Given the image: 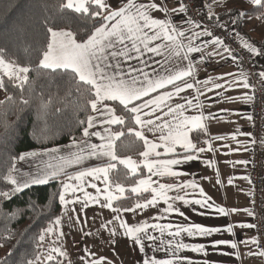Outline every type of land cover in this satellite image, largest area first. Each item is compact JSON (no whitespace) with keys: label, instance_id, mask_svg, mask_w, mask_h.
Returning a JSON list of instances; mask_svg holds the SVG:
<instances>
[{"label":"snow or ice","instance_id":"obj_1","mask_svg":"<svg viewBox=\"0 0 264 264\" xmlns=\"http://www.w3.org/2000/svg\"><path fill=\"white\" fill-rule=\"evenodd\" d=\"M169 2L173 7L167 6ZM229 2L231 0H224V6ZM239 3L251 7L235 15L229 10L225 13L228 16L225 21L212 10L213 5L220 6V0H212V3L200 0L199 5L196 0H185L184 3L180 0H31L28 23L17 28L20 41H23L24 33L31 30L29 42L13 44L12 48L7 43H0V88L7 90L10 85L13 89L4 100H0V109H3L0 115L5 117L2 121L5 131L0 133V154L10 153L5 137L15 133L16 122L9 124L7 113L15 111L19 120V112L34 100L39 101L37 112L45 120L46 128V118L53 103L62 102L65 107L70 103L76 115L75 126L82 129V135L79 138L73 136L71 143L64 148L29 151L19 156L21 162L47 156L54 163L47 162L43 166L33 163L29 165L32 171L22 172L16 166L17 158L10 156L11 167L6 173L0 171V182L7 181L10 185L0 187V201L4 202H9L32 185L57 183L53 203L47 212L48 217H54L52 222L57 228L44 227L31 235L29 241L35 245L33 258L29 259L30 254L25 252L17 264H41L46 237L55 234L59 239L64 235L58 228L61 217L55 215L56 207L65 209L67 215L69 205L73 206L71 211L75 213V205H81L79 211L82 212L90 203L115 213L113 220L119 221V228L112 230L109 237L112 243L122 229L123 236L139 252L165 253V258L153 255L143 259V264H193L180 253L185 250L205 253L207 248L220 245L236 249V242L210 239L215 234H232L233 224L161 223L164 217L173 213L187 219L182 211L185 206L193 212L197 211L195 206L213 210L225 218L228 213L224 207L211 203V197L194 180L183 183H161L160 180L179 177L182 175L180 169L212 149L210 139L202 141L207 148L200 146L201 136L207 134L205 122L216 114H205L202 110L199 97L203 93L197 87L206 86L212 78L201 81L196 77L206 55L244 63L216 34L218 29L238 25L240 18L248 12L258 13L259 18L264 19V11H261L264 0H239ZM195 7L205 13V18L191 15ZM35 9H39V14ZM156 13L163 15L157 17ZM232 34L233 38L241 36L235 28H232ZM240 44L252 57H264V42L257 46L255 42L241 39ZM210 45L214 46L213 51L205 54L204 50ZM20 54L24 55L23 63ZM225 75L233 77L225 81L229 87L249 89L253 75L264 81V70L256 73L241 68L238 74ZM53 87L55 94L50 92ZM213 87L221 88L222 85L214 84ZM187 90H194L197 95L189 98L185 95ZM46 91L49 92L48 99L44 98ZM61 91L64 96H59ZM229 99L249 103L254 96L244 92ZM190 110L193 114H189ZM79 113H83L84 118L81 119ZM238 133L252 135L239 130ZM43 138L49 137L45 135ZM141 146L143 150L138 151L137 159L119 154ZM118 165L126 171L121 174ZM144 170L147 175H143ZM114 173L116 178L112 175ZM137 176L140 178L136 179ZM128 180L134 181L130 187V192L135 194L130 197L135 201L132 206H127V201L122 199ZM87 188L95 189V194ZM188 189L198 190L199 196L188 198ZM171 192L176 194L169 195ZM161 201L166 205L163 208H160ZM114 202H118L116 206ZM35 207L34 203L25 206L24 212ZM154 208L158 215L154 216L153 223L147 220L129 223L121 218L123 213L135 215ZM244 211L250 217L254 215L249 209ZM13 215L12 210L0 205L3 232L11 234L7 225ZM22 216L23 213L20 218ZM68 219L71 221L72 216L68 215ZM236 223L241 228L258 227L245 222ZM30 230L31 225L23 229L21 235H27ZM182 235L205 238L207 243H186ZM241 242L259 246L256 237ZM52 253L65 255L60 247H52L43 256L44 264L56 260ZM85 253H88L87 249ZM260 254L264 255V252ZM80 259L88 264L85 256ZM0 264H6V261H0Z\"/></svg>","mask_w":264,"mask_h":264},{"label":"crops","instance_id":"obj_2","mask_svg":"<svg viewBox=\"0 0 264 264\" xmlns=\"http://www.w3.org/2000/svg\"><path fill=\"white\" fill-rule=\"evenodd\" d=\"M208 3L212 2L209 1ZM167 6L169 8L173 7L170 2ZM238 7V1L231 0L226 6H224V3H220V6L213 5L212 10L219 13L223 10L230 8L237 9ZM156 15L157 17H161L163 14L156 13ZM261 26L260 23L259 27ZM244 29L249 36H254L253 38L258 40L264 38V36L258 38L259 34H255L257 33L255 32L256 29L255 31ZM213 49L214 46L210 45L204 52L207 54L212 52ZM219 51H222V49ZM196 59L199 60L198 55ZM239 72L236 62H233L230 58L221 59L215 55H206L205 61L200 63L196 79L203 81L209 77L212 78V81L206 86L203 84L197 85L200 88V92L203 93L199 97L203 105L202 110L205 114L209 112L216 114L214 118L205 122L207 125V134H202L200 146L207 148V145L203 144L202 141L203 139H210L212 149L201 153L198 160L191 161L180 169L182 175L179 177L168 178L172 180L171 182L160 180L161 183H183L184 181L194 180L200 185L206 195L211 197V203L217 207H224L228 213L225 218L213 210H202L199 206H195L197 211L193 212L190 207L185 206L182 207V211L186 213L187 219L173 213L164 217L160 221L161 223H200L211 226L233 224L232 234H215L210 239H225L236 242V249H232L229 245H220L214 249L207 248L205 253H193L187 250L180 253L188 257L193 264H203L205 260L208 261V264H261V256L256 250L255 244H244L241 242L254 237L252 229L241 228L236 223L245 222L250 224L249 216L244 211V209H249L248 198L250 195L246 164L250 155L251 146L255 142V137L252 133V122L248 118L249 115L247 112L250 102L242 103L229 99V97L242 95L244 92L249 93L248 89L229 87L225 83L226 80L233 78L226 76V73L238 74ZM214 84H220L222 87L215 88L213 87ZM185 95L192 98L197 94L194 90H187ZM189 114H193L191 110ZM238 130L239 132L251 133L252 135H241L238 133ZM216 137L221 138L216 139ZM149 138H151V134H149ZM93 141L96 142L95 138H93ZM70 143L71 141L46 149L64 148V146ZM43 150L35 151L42 152ZM47 162L54 163L50 157L44 156L36 160L27 158L24 162L18 160L16 166L22 172H29L33 170L30 168V164L37 163L43 166ZM153 179H156V177H153ZM100 186L102 187V185ZM86 190L95 194V189L87 188ZM187 191L189 193L188 198L199 196L198 190L194 192L192 189H188ZM175 194V192L169 193V195ZM165 206L163 201H161L160 208ZM72 207V205L68 206L67 215L65 214V209L61 208L58 215L61 217V224L58 228L64 235L57 239V235L53 234L46 237L44 243L45 245L50 244L51 247H60L65 252L64 256L54 253L64 260L62 262L63 264H84V261L80 259L81 256L86 257L88 264H92L93 261L97 262V264H104L101 262V258L105 259V253H107L109 260L114 261L112 264H143V259L153 255L158 258H165L163 251L159 253H153L151 250L145 253L139 252L138 248H134L131 241L123 236L122 229L119 230V234L114 238L115 242L112 243L109 237L113 229L119 228V221L113 220L115 213L111 209L102 208L99 204L90 203L89 207L82 212L79 211L81 205H75L76 212L74 213L71 211ZM232 209H237L238 211L232 212ZM202 211L205 214H199ZM68 215L72 216L71 221H69ZM77 215L79 216L78 221ZM156 215H158V210L154 208L151 211L145 210L135 215L132 213H123L121 214V218L129 223L144 220L153 223L155 222L154 216ZM109 221H112V223H109ZM50 227L57 228L54 223ZM155 234L158 235L159 233ZM181 238L186 243H207L205 238L200 237L188 238L186 235H182ZM106 248H108V251ZM85 249L88 250L87 254L85 253Z\"/></svg>","mask_w":264,"mask_h":264},{"label":"trees","instance_id":"obj_3","mask_svg":"<svg viewBox=\"0 0 264 264\" xmlns=\"http://www.w3.org/2000/svg\"><path fill=\"white\" fill-rule=\"evenodd\" d=\"M30 2L31 0H0V43H7L9 48H12L13 44L22 45L29 42L31 30L25 32L23 41H20L18 39L20 33L17 32V28L25 26L28 23L27 18L29 15ZM229 10H232L233 15L240 11L236 8L220 11L218 13L220 18L228 17L225 13ZM261 11H264V9ZM35 12L39 14V9H35ZM250 19L255 20L252 26L254 29L264 21V19L259 18L258 13L248 12L245 17L240 18L239 24L234 25V28L241 34L239 39H247L250 42H255L257 46H259L262 41L251 38L243 27L244 22ZM82 26L86 27V25ZM19 59L20 62L23 63L24 55L20 54ZM254 60L258 71L264 70V57H254ZM5 80L7 81L6 77ZM12 91L13 89L10 85L7 90L2 89V97L0 100H4L9 92ZM37 92H39V88L37 89ZM50 92L55 94L56 89L53 87L50 89ZM48 95L49 92L46 91L44 98L48 99ZM59 96H64V92L61 91ZM68 99L70 101L71 98ZM38 104L39 101L34 100L30 106L19 112V120L15 111L7 113V122L9 124L16 122L15 133L10 137H5V140L10 146V153L7 155L0 154V171L6 173L7 169L11 167L13 161L10 159V156H15L17 158L15 163H17L19 156L22 153L50 148L72 141L73 136L79 138L82 135V129H77L75 126L76 115H74V109L70 103L68 107H65V104L62 102L53 103L46 118L47 128L45 127V120L41 119L37 112ZM57 108L60 109L59 112L56 111ZM2 112L3 109H0V113ZM77 115H79L81 119L84 118L83 113ZM4 119L5 117L0 115V133L5 131L2 126V121ZM45 135H48L49 138L44 139L43 137ZM140 150H143L142 146L131 151H121L119 154L121 156L132 155L134 159H137V153ZM118 170H122L121 174L123 171H126V169H123L122 165H118ZM112 175L114 178L117 176L116 173ZM143 175H147L145 170ZM139 178L140 176L136 177V179ZM163 180L167 182L172 181L168 178H164L162 181ZM133 183L134 181L128 180L124 185L126 193L122 199L127 201V206H132L135 202L133 199H130V197L135 195L130 192V187ZM5 185H8L7 181L0 182V187H4ZM56 189V182H51L47 185H32L30 188L13 196L9 202L0 201V205H2L3 209H10L15 213V215L10 217L11 222L7 225V227L11 229V234L3 232V225L0 224V261H6V264H17L21 255L25 252L30 254L28 256L29 259L33 258V249L35 248V245L29 241V237L38 233L41 228L53 225L52 221L54 220V217H48L47 212L49 206L53 203V194ZM145 195L150 196V194ZM32 203H34L36 207L24 212L25 206H30ZM117 203L118 202H114V206H116ZM60 209V207L55 208V215H59ZM21 213H23L22 218H20ZM29 225H31V230L27 235L22 236L21 231ZM52 254L56 256V260L51 262V264H59L64 261L59 255Z\"/></svg>","mask_w":264,"mask_h":264},{"label":"built area","instance_id":"obj_4","mask_svg":"<svg viewBox=\"0 0 264 264\" xmlns=\"http://www.w3.org/2000/svg\"><path fill=\"white\" fill-rule=\"evenodd\" d=\"M184 3L185 0H180ZM199 1L196 0V4L199 5ZM198 16L205 18V13L199 10V7H195L191 12L193 17ZM228 20V18L223 19ZM231 25L226 29H218L217 35H220L225 43L230 47L233 52L244 61L243 64L236 62L238 70L244 68L248 71L258 73V69L254 60V57L250 53H247L246 49H243L238 38H233ZM252 85L248 89V94L254 96V100L250 102L248 106V115L251 116L252 133L255 137V142L250 149V155L247 160V176L250 186V195L248 198L249 209L254 213L252 217L249 216L250 224H255L257 228H251L259 241V246L255 244L256 250L261 253L264 252V147L261 141L264 140V82L258 75H253L249 80ZM261 264H264V255H261Z\"/></svg>","mask_w":264,"mask_h":264},{"label":"rangeland","instance_id":"obj_5","mask_svg":"<svg viewBox=\"0 0 264 264\" xmlns=\"http://www.w3.org/2000/svg\"><path fill=\"white\" fill-rule=\"evenodd\" d=\"M199 1V0H198ZM209 1H211L212 2V0H206V2L208 3ZM238 1V3H239V0H237ZM220 3H224V0H220ZM248 5V6H247ZM250 5L249 4H247V3H244L243 5H241L240 3H239V7L237 8L238 10H240V11H243V10H245L246 8H248ZM246 7V8H245ZM226 18H228V17H225V18H222V19H226ZM264 22V21H263ZM263 22H261V27H259V25L255 28L256 29V31H255V29L254 28H252V26H253V24H254V20L253 19H250V20H246L245 22H244V25H243V27L244 28H246L247 30H250V31H252V30H254L255 32H257V33H255V34H259V37L258 38H261V37H263L264 36V23ZM263 23V24H262ZM259 32H258V31ZM251 33V32H250ZM253 33V32H252ZM251 37V36H250ZM254 37V36H253ZM253 37H251V38H253ZM253 39H255V40H258V39H256V38H253ZM258 41H262L261 39H259ZM262 42H264V41H262ZM2 97V89L0 88V98ZM262 136H264V135H262ZM52 247L50 246V244L49 245H43V250H42V252H41V257H42V259H41V264H44V262H43V256L44 255H46L47 254V252L48 251H50V249H51ZM106 250L108 251V248H106ZM57 255V254H56ZM101 262H103L104 264H112V263H114V261L113 260H109L108 259V256H107V253H105V259H103V258H101ZM59 264H63L62 262H60Z\"/></svg>","mask_w":264,"mask_h":264}]
</instances>
